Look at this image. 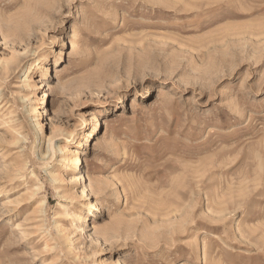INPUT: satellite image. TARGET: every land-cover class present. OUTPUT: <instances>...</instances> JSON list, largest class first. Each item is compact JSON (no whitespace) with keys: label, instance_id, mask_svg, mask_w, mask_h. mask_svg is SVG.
I'll list each match as a JSON object with an SVG mask.
<instances>
[{"label":"rangeland","instance_id":"obj_1","mask_svg":"<svg viewBox=\"0 0 264 264\" xmlns=\"http://www.w3.org/2000/svg\"><path fill=\"white\" fill-rule=\"evenodd\" d=\"M0 264H264V0H0Z\"/></svg>","mask_w":264,"mask_h":264},{"label":"bare ground","instance_id":"obj_2","mask_svg":"<svg viewBox=\"0 0 264 264\" xmlns=\"http://www.w3.org/2000/svg\"><path fill=\"white\" fill-rule=\"evenodd\" d=\"M69 169V168H68Z\"/></svg>","mask_w":264,"mask_h":264}]
</instances>
